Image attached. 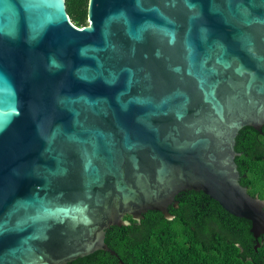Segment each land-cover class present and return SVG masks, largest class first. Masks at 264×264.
I'll return each instance as SVG.
<instances>
[{"label":"water","instance_id":"obj_1","mask_svg":"<svg viewBox=\"0 0 264 264\" xmlns=\"http://www.w3.org/2000/svg\"><path fill=\"white\" fill-rule=\"evenodd\" d=\"M264 125V0H0V264L108 251L200 191L264 232L238 132Z\"/></svg>","mask_w":264,"mask_h":264},{"label":"trees","instance_id":"obj_2","mask_svg":"<svg viewBox=\"0 0 264 264\" xmlns=\"http://www.w3.org/2000/svg\"><path fill=\"white\" fill-rule=\"evenodd\" d=\"M65 6L76 27L87 25L88 0H65ZM235 151L239 183L264 201V125L260 133L243 127ZM174 200L167 208L172 219L158 210L138 220L126 215L124 224L105 232L110 252L97 250L67 264H264V232L253 236L249 220L200 191L179 192Z\"/></svg>","mask_w":264,"mask_h":264}]
</instances>
